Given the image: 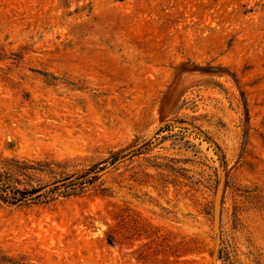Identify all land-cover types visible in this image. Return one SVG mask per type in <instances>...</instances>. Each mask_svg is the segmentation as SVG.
Masks as SVG:
<instances>
[{
    "label": "rangeland",
    "instance_id": "obj_1",
    "mask_svg": "<svg viewBox=\"0 0 264 264\" xmlns=\"http://www.w3.org/2000/svg\"><path fill=\"white\" fill-rule=\"evenodd\" d=\"M0 194V264H264V0H0Z\"/></svg>",
    "mask_w": 264,
    "mask_h": 264
},
{
    "label": "trees",
    "instance_id": "obj_2",
    "mask_svg": "<svg viewBox=\"0 0 264 264\" xmlns=\"http://www.w3.org/2000/svg\"><path fill=\"white\" fill-rule=\"evenodd\" d=\"M184 72V65H181V66H179V67H177L176 68V70H175V74H177V75H180L181 73H183ZM27 169H29V170H35V169H33V168H27ZM92 170V169H91ZM38 171H40V170H38ZM88 173H89V171H87V174H84L82 177H84L85 175H88ZM70 177H67V178H65V179H63L62 181H66V180H68ZM61 181V182H62ZM79 185H81V184H79ZM42 188L41 187H39V188H36V189H31V190H29V191H22V192H20V191H18V190H13V189H11L10 191H11V193L12 194H14V195H19L20 196V198L21 199H26V196L27 195H30V194H34V193H37V192H39L40 190H41ZM57 188H53V189H51V191H55ZM53 192H51V194L53 193ZM71 192H75V190H71ZM71 192H58V194H52V196L51 197H48L47 196V192H44V201H43V203H50V202H53L54 200H56V198L57 197H60V196H63V195H68V194H64V193H70L71 194ZM0 199L3 201V202H5V203H8V201H10V200H8V197L6 196V195H1L0 194ZM11 201H13L12 203H16L17 201H19V200H16L15 198H12L11 199ZM111 243H112V241H111V238H110V240H109V242H108V244L109 245H111Z\"/></svg>",
    "mask_w": 264,
    "mask_h": 264
},
{
    "label": "water",
    "instance_id": "obj_3",
    "mask_svg": "<svg viewBox=\"0 0 264 264\" xmlns=\"http://www.w3.org/2000/svg\"><path fill=\"white\" fill-rule=\"evenodd\" d=\"M217 213H218V205H216L215 208H214V214H213V216H214L215 222H217Z\"/></svg>",
    "mask_w": 264,
    "mask_h": 264
}]
</instances>
